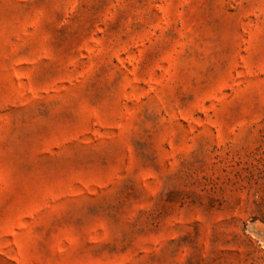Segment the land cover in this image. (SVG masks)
Instances as JSON below:
<instances>
[{
  "label": "rangeland",
  "instance_id": "obj_1",
  "mask_svg": "<svg viewBox=\"0 0 264 264\" xmlns=\"http://www.w3.org/2000/svg\"><path fill=\"white\" fill-rule=\"evenodd\" d=\"M0 264H264V0H0Z\"/></svg>",
  "mask_w": 264,
  "mask_h": 264
}]
</instances>
